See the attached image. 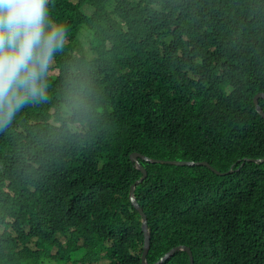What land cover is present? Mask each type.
Instances as JSON below:
<instances>
[{
	"label": "trees",
	"instance_id": "trees-1",
	"mask_svg": "<svg viewBox=\"0 0 264 264\" xmlns=\"http://www.w3.org/2000/svg\"><path fill=\"white\" fill-rule=\"evenodd\" d=\"M48 12L66 41L47 99L0 129V264H142L133 152L148 264L178 245L194 264H264V161L246 160L264 157V0ZM160 264L190 261L179 250Z\"/></svg>",
	"mask_w": 264,
	"mask_h": 264
},
{
	"label": "clouds",
	"instance_id": "clouds-1",
	"mask_svg": "<svg viewBox=\"0 0 264 264\" xmlns=\"http://www.w3.org/2000/svg\"><path fill=\"white\" fill-rule=\"evenodd\" d=\"M48 3L0 0V129L26 104L47 99L49 69L66 41V28L49 18Z\"/></svg>",
	"mask_w": 264,
	"mask_h": 264
},
{
	"label": "water",
	"instance_id": "water-1",
	"mask_svg": "<svg viewBox=\"0 0 264 264\" xmlns=\"http://www.w3.org/2000/svg\"><path fill=\"white\" fill-rule=\"evenodd\" d=\"M263 96H264L263 93H257L254 96V103H255V106L257 108L258 113L261 115V117L264 118V113H263L262 109L260 108V106H258V98L259 97H263ZM138 156H140V154L136 153V152H133V153L130 154V160L132 162L136 163L138 169L142 172V176L131 185V188H130V199L135 204L136 208L139 210L140 215L142 217V231H143L144 241H143V252H142L141 258H142V264H148L146 262V253H147L148 248H149L150 234H149L148 228H147V218H146L145 213L140 208V206L137 204V202H136V200H135V198L133 196L134 187L139 182H141L146 176L145 169L138 162ZM143 158L148 160V161H151V162H158V160H150V159H148L146 157H143ZM248 161L263 162L264 161V157L261 158V159H248ZM166 162L167 163H171V164H175V165H193V164L204 165V166L209 167L212 171L216 172L217 174H224V173H220L219 171H216L215 169H213L207 162H191V161H166ZM227 172H231V169H229ZM175 250L186 251L188 256H189L190 264H194L193 255L191 253V250H190L189 247H186V246H177V247H174V248L170 249L157 262H155L153 264H160L164 259L170 257Z\"/></svg>",
	"mask_w": 264,
	"mask_h": 264
},
{
	"label": "rangeland",
	"instance_id": "rangeland-1",
	"mask_svg": "<svg viewBox=\"0 0 264 264\" xmlns=\"http://www.w3.org/2000/svg\"><path fill=\"white\" fill-rule=\"evenodd\" d=\"M49 73L51 74V73H54V74H57V71H49ZM52 264H55L54 262L52 263Z\"/></svg>",
	"mask_w": 264,
	"mask_h": 264
}]
</instances>
